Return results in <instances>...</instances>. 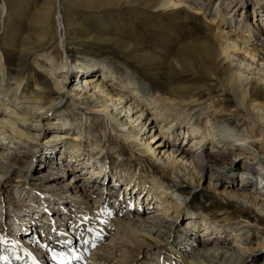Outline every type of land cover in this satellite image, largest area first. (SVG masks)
Instances as JSON below:
<instances>
[{"label": "rangeland", "instance_id": "1", "mask_svg": "<svg viewBox=\"0 0 264 264\" xmlns=\"http://www.w3.org/2000/svg\"><path fill=\"white\" fill-rule=\"evenodd\" d=\"M79 1L80 4H78ZM6 2L13 9L7 15L2 14V0H0V52L5 53L7 64L5 74H3L4 66L0 69V79L3 82L0 86V157L5 155L2 157L6 158L7 153L10 155L19 154L20 159L16 163L9 162V164L4 163V158L0 160V174H5L0 178V188L3 194L6 192L10 197L21 195L28 200L39 201L36 200L38 192H42L40 189L46 184L41 183L38 177L42 174L41 168H44L45 165H47L46 167L52 166L50 175L63 176L64 179L60 180L61 184L72 183V185L83 186V179L74 182V176L81 175L79 171L82 166L77 173L69 172L67 167L69 164L72 166L76 162L75 160L80 159L81 164L82 162L88 163L87 166L95 167V169H98L96 165L103 168L104 164L105 170L97 171L101 174L104 171L106 172L105 177H110L109 182L101 178L97 179L102 180L103 184L94 182L91 187L96 184V186H105L112 191L125 189V195L123 194L122 197L119 191L117 194L119 200L124 197L128 200V209L146 211L150 216H162V218L168 219L165 226H170V221L176 220L173 226L175 231H191L193 239L198 241H209L210 238L213 241L217 232H221L220 234L224 237L242 239V231L239 230V226L229 225L228 222L219 224L218 218L237 219L234 222L241 219L255 221L257 217L264 218L259 215L258 208L250 202L245 201L246 203L243 205L229 196L231 192H239L247 195L246 197L250 201L260 196L257 192H253V189L242 190V186L253 184L252 178L248 175L249 172L252 174L253 170L257 169L264 172V150L258 151L259 145H252L246 139L251 136V133H254V139H259V142L264 143V106L259 104L255 107L253 105L255 102H250L244 107L241 105V97L233 94L234 92L241 93V88L245 83L243 79L238 83L235 75H231L226 63L227 58L219 50V47L224 48L223 41H219L209 33L207 26L209 23L207 22L216 17L217 3L214 0L209 4L212 14L205 11V7H203L200 14L193 15L190 11L189 20L185 12L181 14L158 13L156 8H152L158 3V0H61L56 2L52 16V31L49 32L45 41L48 45L44 46L47 48L46 51L51 54L46 58V62L39 65L35 64L32 59L23 61L18 55V50L25 49L27 43L33 41L30 40V37L39 35L38 29L34 25L29 27L28 24L30 15L39 10L44 0H6ZM22 3L27 6L24 13H22V9L20 11L15 9ZM227 3L230 2L227 1ZM222 6L224 7H222V14L228 17V25L226 24L224 28L226 32H232L230 42L235 39L234 33L239 20L248 22L253 25V28L257 26L256 28L264 31V0H236L229 7ZM66 12L79 21L78 29L79 25L85 26L90 34L89 39H76L79 37L77 36L78 31L72 27L69 29L72 41L64 42L65 31L62 14ZM232 19L236 22H231ZM103 32L106 35L100 36ZM96 36L102 37L103 42L100 43L95 38ZM258 38L263 40V34L260 33ZM111 40L113 41L108 42ZM259 40L257 44H260ZM251 41H255V38H252ZM225 42L227 43V41ZM128 43L135 44L141 52L128 49ZM190 43H195L198 46L205 44L208 50L204 51L202 47H199L192 51L188 48ZM55 46L57 50L52 52ZM238 46H240V52L237 54L239 56L233 60L235 63L242 62L243 57L250 58V55L254 53L260 54V50L258 51L252 44L247 45L243 41H239ZM248 48L249 51L246 53ZM34 49H36L34 52H37V47ZM67 51L70 52L73 61H70ZM148 56L156 58L150 60ZM88 61L97 64L95 71L82 72L83 65L91 63ZM65 64L70 72L69 75L61 72L62 66ZM103 65H115L122 74H127L128 69H131L138 74L142 82L151 84L160 91V94L169 96L173 101L181 102L182 114L174 113L177 112L176 109L180 103H175L170 109L164 105L165 107L161 106L162 108L158 111L157 120L152 121L156 113L153 112L155 107L150 104L152 101L150 96L139 92V90L134 93L131 87H113L111 85L112 75H110L112 73L104 71L106 68L102 67ZM19 69L21 71H18ZM35 69H46L50 76H54L51 81L54 79V82H59L64 86L62 90L64 93L60 97H55L54 94L50 95L49 91L46 92V98L54 99L58 104L48 114L36 110L32 103H23L19 106L11 92L15 91L16 85H13L12 78L8 76L13 74V76L17 75L16 77L19 79L27 80V78L30 79V75ZM103 73L107 75H103ZM93 74H96L98 80L92 82V86L101 83V87L105 90H111L114 96L112 101L107 96H101L102 92H95L94 88L91 89L87 86L86 77ZM5 81L8 86H3ZM11 83L12 86H10ZM80 86L87 91L85 97L94 98L95 102L86 103V100L79 102L72 95L71 89L81 88ZM253 93L258 95L256 98L258 102L264 105V93L258 88L252 91ZM120 98L121 100H118ZM173 117L178 119L177 122L171 124L170 121ZM208 124L212 126L209 127ZM81 125H83L82 131ZM71 127H73L72 130L69 129ZM15 131H23L27 135L20 138L15 134ZM73 134L82 137L78 143H76L77 141L69 142L73 139L71 138ZM111 136L118 140L110 142ZM154 136V141L158 140L156 143L151 142ZM57 137L66 138L58 141ZM230 137L234 139L233 142H242V139H246V150L229 145L228 140H232ZM167 142L171 145H168ZM200 142H203L204 150L209 153L226 154L230 152L232 156L229 161L227 159L221 161L222 165L219 166H223L225 169L220 172L214 170L220 168L218 165L212 169L207 167L203 170H196L195 173H198L197 184H192L187 176L181 178L179 187L184 192L183 200L191 207L177 213L175 204L169 198H161L154 189H147L152 178H160V171L163 169L164 163L176 159L181 167L190 166V161L187 159V161H183V155L177 151L180 148L196 151L199 149ZM164 143H167L166 146ZM51 152L54 155H51ZM148 152H150V156L143 161L140 160V154ZM58 157L61 161L58 160ZM108 163L113 167L111 171L108 169ZM11 165L12 167H10ZM87 166L83 167L82 174L92 171V168L89 169ZM236 166L237 168H234ZM137 168L139 172H136ZM192 168L193 165L190 169ZM117 173L121 176H117ZM245 175L250 179H247ZM88 177L86 176V178ZM128 184L136 185L132 189L128 188L127 191ZM115 193L114 195H116ZM10 197H7L9 201L12 199ZM96 199L93 198V200ZM51 200L56 205L62 204L60 198H51ZM42 201L37 204L36 210L40 209L38 211L43 217L46 213L45 210L53 209L55 211L53 203H51L53 204L52 208H43L42 206L46 205ZM14 202L15 199H12L11 205L6 204L0 210L7 207L10 210L6 209V211L12 213ZM261 206L264 205L261 204ZM203 208L212 209L209 211V223L212 228L203 226L200 212ZM193 210L199 212L195 217ZM6 211L4 214H7ZM17 212L15 210L13 213ZM59 212L63 213V209H59ZM88 212L91 211L88 210ZM4 214H2L0 222L3 221ZM23 219L25 218L19 219L20 222L26 223ZM190 222L193 226L190 225ZM259 231H263V234ZM256 232L260 236L254 243L237 241L230 245L245 254V264L251 260L257 261L258 264H264L263 223L260 224V228L257 227ZM251 235L252 232L247 231L243 239ZM126 239L125 242L130 244L132 239L129 237ZM74 240L75 242L70 246L72 249L79 242L76 237ZM105 242L108 245L109 241ZM99 245L101 243L98 244V248ZM75 251L77 255L68 252L71 258L68 259L69 261L74 259L73 256L80 257L83 249L80 250V247H77ZM95 252L93 250L90 253L94 254ZM110 252L115 255L113 251ZM90 253L83 256L81 260L76 259L78 264L89 263ZM120 253L121 255L118 256L122 257L123 251ZM164 255L168 257L167 253ZM67 257L64 254L63 261L66 262ZM151 257L155 258V255H151ZM171 257L173 258L172 255ZM58 262L60 263V261ZM174 263L183 264L179 263L177 259Z\"/></svg>", "mask_w": 264, "mask_h": 264}, {"label": "bare ground", "instance_id": "2", "mask_svg": "<svg viewBox=\"0 0 264 264\" xmlns=\"http://www.w3.org/2000/svg\"><path fill=\"white\" fill-rule=\"evenodd\" d=\"M60 1L61 0H44L39 10L33 13V15H30L29 18L30 21L28 26L31 27L34 25V27L38 29L39 35H36L35 37H30V40L33 41L28 42L27 45L25 44L26 45L25 49L18 50V55L23 61L32 59L35 62V64L39 65L40 63L46 62L47 60L46 58L50 56L51 52L48 53L46 51L47 48H44V46L48 45V43H46L45 41L49 35V32L52 31V16L55 11L56 2H60ZM214 1L217 3L215 7L216 17L210 22H207L209 23L207 25L209 33L212 35V37H216L217 39H219V41H223L224 48L222 49L221 47H219V50H221L222 54L225 55L227 58L226 63L229 66V72L231 73V75L233 76L235 75V79L236 80L238 79L237 80L238 83L241 82L240 81L241 79H243L244 80L243 82L245 83V85L241 88V93L234 92L233 94L239 95L241 97V103H242L241 105H243L244 107L245 104H249L250 102H255V104H253L255 107H257V105L259 104L261 106H264L263 104L258 102V99H256L258 98V95L254 93L252 94V91H254L257 88L264 93V39L259 40L258 38V36H260V33H262L264 36V31L262 32V30L256 28L257 26L253 28L252 27L253 25H251L248 22L239 20L238 25L236 26V30H235L236 32L234 33L235 39L232 42H230L232 32L230 31L226 32L224 28L226 24L228 25V17L222 14L223 12L222 5H226L227 7H229L230 4H233L234 1L236 0H214ZM227 1H229L230 3L228 4ZM256 1H260V0H256ZM211 2L212 0H193L192 2L190 0H158V3L152 6V8H156V10H158V13H165V14L167 13L181 14L182 12H185L187 14V19L189 20L191 14L190 11L193 13V15L200 14L201 13L200 10L203 9V7H205L204 8L205 11H208L212 14L210 9L211 7L209 6ZM78 4H80V1ZM179 8H183L185 10H180ZM12 9H13L12 7L8 6L6 0H2V14L5 13L7 15V13ZM15 9L17 11H20L22 9L21 11H23L22 13H24L27 10V6L26 4L22 3L20 5H17ZM62 21L65 31L64 42L72 41L71 34L69 32V29H71L72 27H75L78 31L77 36L79 37H77L76 39L90 38V34L87 32L84 25H79V29L77 28L78 25L77 23H79V21L74 16H71L66 12L65 14H62ZM231 22H236V20L234 21L232 19ZM105 35L106 34L104 32L100 34V36H105ZM251 37L255 38V41H251L252 39ZM95 38L100 43L103 42L102 37L96 36ZM258 40L260 44H257ZM112 41L113 40L108 42H112ZM225 41H227V43ZM239 41H243L244 44L247 45L250 44L254 45L258 51L260 50V54L254 53L250 55V58L243 57L242 62L235 63L233 60H235V58L239 56L237 54L238 52H240L239 51L240 46H238ZM206 43L209 42L206 41ZM36 47H37V52H34V50H36L34 48ZM199 47H202L204 51L208 50V47H206L205 44H200V46H198L195 43H190L188 45V48L192 51L196 50ZM55 48L56 46L52 49V52L57 50ZM127 48L135 49L138 52H141V50L137 46H135V44H129ZM248 51L249 48L246 50V53H248ZM67 53L68 56H70V52L67 51ZM148 58L150 60H154V58L156 57L148 56ZM70 61H73L71 56H70ZM260 61H262V63L259 64ZM90 64L88 63V65L86 64L83 65L81 71L82 72H89L90 70L95 71L94 69L96 68L97 64L94 62H91ZM6 65L7 64L5 59V53L0 52V69L1 67L4 66L3 69L4 72L3 70L1 71V73L3 72V74L7 72L5 67ZM102 67L106 68L104 69V71L107 70L112 73L110 75H112L111 85L113 87L114 86L121 88L131 87V90H133L134 93H137V90H139V92H144L145 94L150 96L152 100L150 104H152V107H155V109H153V112L155 111L154 114L156 113L155 118L152 119V121L157 120L158 111L160 108H162L161 106L164 105L167 107V109H170L175 105V103L178 104L180 103L179 107L176 109L177 112L174 113L182 114L181 102L173 101L172 99H170L169 96H164L160 94V91L158 89H155L151 84L142 82L139 79L138 74L134 73L131 69H128L127 74L126 73L122 74L118 70V68H116L115 65H107V66L103 65ZM62 68L63 69L61 72H65L67 73V75H69L70 72L67 70V64L62 66ZM18 71L21 70L19 69ZM11 75L12 76H8V77L12 78L11 82L13 81L14 82L13 85H16L15 91H11V92H13L15 96V101L19 106L23 105V103H32L36 110H41L44 111L42 112L43 114L45 113L48 114L50 113L51 109L56 108L58 104L57 101L54 99L48 100L46 98V92L49 91V94L50 95L54 94L55 97H60L64 93V91H62L64 89V86L61 85L59 82L56 81L54 82V79L53 81H51L52 77L54 76H50L46 69H39V70L35 69V71L33 70L32 75H30V79L27 78V80L25 78L19 79L18 77H16L17 75L15 76H13V74ZM103 75H107V74L103 73ZM96 80H98V78L96 74H93L86 77L85 83H87V86L91 87V89L94 88L93 90L95 92L98 91L100 93L102 92L101 96H107L109 100H111L114 97L111 93L112 92L111 90H105L103 87H101L102 85L101 83L92 86L93 84L92 82L94 81L96 82ZM1 83L3 82L0 79V86ZM12 83L10 84V86H12ZM3 86H8V83H6L5 81V85L3 84ZM71 91H72V95H74V97H76V99L79 102H83L85 100L86 103L95 102L94 98L90 99L88 96L85 97V93L87 91H85L84 87L78 89H71ZM118 100H121V98ZM45 105L47 106L45 107ZM5 106L7 107V105ZM177 119H178L177 117H173V119H171L172 121H170L171 124L175 121L177 122ZM202 125L204 126V124ZM208 125H210L209 127L212 126L211 124ZM72 128L73 127L69 129L72 130ZM80 129L81 131L83 130V125L80 126ZM194 129L200 130L198 128H194ZM15 134L20 136V138H23L25 135H27L23 131H15ZM57 138H59L58 141H60L61 139H65L66 137H57ZM71 138L73 139L69 140V142L74 143L73 141H77L76 143H78L82 137L79 136L78 134H73ZM254 138H255L254 133H251V136L247 137L246 139L247 142L251 143L252 145L258 144L259 145L258 151H263L264 143L259 142V139L256 140ZM154 139L155 136L152 137L151 142L154 143L158 142V140L154 141ZM246 139H242V142H233L234 139L228 140V142L229 145H231L232 147L235 146L246 150V146H245ZM115 140H118V138L114 136H111L109 138L110 142H114ZM167 143L168 145H171V143L169 142ZM167 143H164V145L166 146ZM202 144L203 142H200V144L198 145L199 149L196 151L184 150L180 148L177 152H181L180 155H183L182 156L183 161L186 159L190 161L191 163L190 166L187 167L186 165V167H181V165H179V161H177L176 159L169 161V163L167 162L164 163L165 165L163 169L160 171L161 172L160 178L158 177L152 178V182L149 184L150 186L147 189V190L154 189L156 192H158L161 198H165V199L169 198V200L175 204L174 207L176 208L177 213H180L185 208L189 209L191 207L190 204L186 203L183 200L184 192H182L183 191L182 188L179 187V185H181V178L183 176H187L192 184H197L196 177L198 176V173H195L196 170H203L206 169L207 167L212 169L214 168V166L218 165V167L220 168L214 170L215 172H220L225 169L223 168V166H219L222 165L221 161L223 159H227V161H229V158L232 156L230 152L226 154L209 153L206 150H204L205 148L204 145L202 146ZM149 154L150 152L141 153L140 154L141 156L139 157L140 160L143 161L144 159H147L150 156ZM51 155H54V153L51 152ZM2 156L5 155H1L0 160L4 158ZM19 159H20L19 154L10 155L7 153L6 158H4V163L5 164L7 163L9 164V162L16 163ZM58 160L61 161L59 157ZM75 161L76 162L72 166L70 164L67 166L69 168L68 169L69 172L77 173L80 166H82V168L79 171V174H82V170L85 163L82 162L81 164L80 159ZM77 163L79 164L78 166L76 165ZM101 164H103V162H101ZM108 164H109L108 169L109 171H111L113 167L110 165V163ZM191 165H193L192 169H190ZM46 166L47 165H45L44 168H41L42 174H40V177H38L41 183L46 184L45 186H43L42 189H40V191L42 192H38L39 194L37 195L36 200L39 201L28 200L26 199V197H21V195L19 197H10L6 192L5 194H3L2 189L0 188V209H2V207L5 206L6 204L11 205L12 199H15V202L12 205V207L14 208V211L11 210L12 213L6 211V209H8L7 207L3 208L2 211L0 210V220L2 218V214H4V211L7 212V214L6 213L4 214L3 221L0 222V236H4L10 241L8 244H0V256L6 257L4 251H3V255L1 254V250L8 248L9 245L14 244L18 240L16 237L17 232L21 231L20 232L21 235H25L28 232L24 227V224L26 225V223L24 222L21 223L19 220L21 218H25L23 220L28 221L27 220L28 218L26 217L33 218L35 222L34 225L36 224V222L41 220H43L46 223L45 225L40 224L41 226H43L38 228V230L41 231V233H39L40 236L37 235L38 238H35L36 240L35 248L38 249L40 254L43 256L38 255L34 249L31 250V248H34V244L31 241V239L26 237L28 238L27 241H24L23 244L19 246L17 245L18 248L12 247L10 250L7 249L8 255L14 254L12 258L15 257V259H12L11 257L7 259H0V264H33L32 257L33 260L36 261V264H61V261L64 260L62 259L64 257V254H68V252L70 253L72 252L73 255H77L76 252H73V249L76 248L77 246L74 247L73 249L70 247L71 244L75 242L74 237H76L77 240L79 239V242L85 245V251H84V247H82L83 251L81 252L79 260H81L83 256L85 257L87 253H90L93 250L96 251L94 254L90 253L91 256L90 262L86 264H167V262H170V264L171 263L176 264L174 263L176 259L179 261V263H183V264H245L246 262L245 254L236 250L235 247H232L230 245H232L237 241L242 243H254L255 240L259 239L257 237L260 236L256 232L257 227L260 228V224L261 223L264 224L263 217L262 219L257 217L255 221L252 220L247 221L241 219L237 222H234L235 220H237L235 218H228V217L218 218L217 222L219 224H223V223L226 224L228 222L229 225L239 226L240 227L239 230L242 231V239H239L238 237H233V238L227 236L224 237L223 235L220 234L221 232H217L216 235L213 237V241H211V238L209 241L206 240L198 241L193 239V237L190 234L191 231H185V232L175 231L173 226L176 220L170 221V226H165L166 222L168 223V219L166 220L164 217L162 218V216L161 217L154 215L150 216L149 213L146 211H133L132 209H128L127 206L128 200H126L125 197L119 200L117 194V191H119V194L122 197L124 192H126L125 189L121 188L120 190L118 189L117 191L114 190L112 191L106 188L105 186H101V185H100L101 187L96 186V184L93 187H91V185H93L94 182L95 183L102 182V180H96L97 176L94 177V181H92L91 183L84 182L83 186L72 185V183L61 184L60 180L64 179L63 176L50 175L49 173L53 168L52 166H48V167ZM10 167H12V165ZM96 168H98L96 170L99 169L105 170L104 164H103V168L99 165H96ZM234 168H237V166ZM157 169L159 170V168ZM189 169L190 171L188 172ZM137 171L139 172L138 168L136 169V172ZM96 172H97L96 175H101L100 172L98 171ZM190 172L193 173L191 174ZM253 172L252 174H250L249 172L248 175H250V178H252L251 180L253 182L252 185L255 186L257 177L263 175L264 172H261L258 169L253 170ZM91 173L92 171L90 173H85L88 174L85 176H89L87 179L91 178ZM118 174L119 173H117V176L120 177L121 175ZM2 176H5V174L1 173L0 178ZM78 176L79 177L81 176L80 178H82V175H78ZM78 176H74L75 183L78 182V180H80ZM105 176H106V172L103 171L101 179L105 180L106 182H109L108 179L110 177L106 178ZM243 178L245 177L243 176ZM246 178L250 179L247 176ZM261 183L264 185V181H261ZM173 184L176 186H174ZM135 185L136 184L133 185L128 184L127 191L128 188L132 189V187ZM252 185L246 184L245 187H243L244 186L243 185L242 190L253 189V192H257L255 189L258 188V185L257 187L255 186V188ZM262 187L264 188V186ZM32 189L34 190V192H36L34 188ZM114 192H116L115 193L116 195H114ZM229 196L230 198L234 199V201L242 203L243 205L246 203L245 201L250 202L253 206H256L258 208V211L260 213L259 215L264 216V206H261V204L264 205V203H262L264 202V196L262 197L257 196L258 198L253 197L254 199L251 201L247 199L246 197L247 195L239 192H231ZM7 197H10L12 199H10L9 201ZM94 197L97 199L93 200ZM51 198H60V200H62V202L60 203L62 204L60 205L54 204L53 202H51L53 201L51 200ZM40 201L44 202V204L46 205V206H42L43 208H47V207L52 208L54 204L55 206L53 207H55L54 208L55 211H53V209H51L50 211L45 210L46 213L43 217L41 213L38 211L40 209L36 210V208H38L37 204ZM59 209L61 210L63 209V213L59 212ZM15 210H17L18 212L13 213L15 212ZM88 210H90L91 212H88ZM210 210L212 209L203 208L200 212L203 218V226L205 227L210 226L212 228V226L209 223ZM135 214H139V215L136 216ZM193 214L195 217L196 215L199 214V212L194 211ZM77 217L79 220L82 219L86 221L88 224L81 221L78 225L77 223L73 225V223L75 222V218ZM68 219H70V223H68ZM56 225L58 226V229L60 228L67 229L70 235L68 236L58 235V232H56L57 229ZM53 229H55V231ZM65 229H62V231L63 232L66 231ZM79 229H81V231H79L78 233L80 237L77 238L76 232ZM73 230H75L74 234L72 233ZM247 231H251L252 235L247 236L243 239ZM192 232L194 231L192 230ZM80 233H83V236H81ZM89 233L90 236L86 238V234ZM259 233L263 234V231H259ZM219 234L220 236H217ZM47 236H51L52 238ZM126 237L132 239L130 244L125 242L127 241ZM50 239L52 240L51 244L49 242ZM61 240L65 242L64 244L62 242L63 245L59 243ZM107 240L109 241L107 242L108 245H106L105 242ZM85 241H87V243H85ZM43 242H45V244L48 245L47 248L41 247V245L44 244ZM99 243H101V245H99L98 248ZM58 245H61L59 246V249H62L63 251L62 253L60 252L57 253L56 251L51 249L52 246L58 248L57 247ZM82 249L80 248V250ZM177 249L179 250L177 251ZM109 250L113 251L115 255H112V253ZM21 251L24 252V254H21L20 253ZM121 251H123L122 257L118 256L119 254L121 255L120 253ZM15 253L19 255H15ZM164 253H167L168 257H166ZM54 254L57 256L56 260L52 259V256ZM153 254L155 255V258L151 257V255ZM171 255L173 256V258L171 257ZM67 256L69 257V255ZM73 258L74 259L72 261L69 260H67L66 262L63 261V264H78V261H76V259L78 258L74 256ZM58 261H60V263ZM246 264H258V263L257 261L251 260Z\"/></svg>", "mask_w": 264, "mask_h": 264}, {"label": "snow or ice", "instance_id": "3", "mask_svg": "<svg viewBox=\"0 0 264 264\" xmlns=\"http://www.w3.org/2000/svg\"><path fill=\"white\" fill-rule=\"evenodd\" d=\"M53 230L55 231V229H53ZM9 242H10V241H9L6 237H4V236H0V244H8ZM37 243H38V241H37ZM85 243H87V241H85ZM93 246H95V245H93ZM41 247L47 248L48 245L43 244V245H41ZM18 258H19V257H18ZM77 258L79 259V257H77ZM0 259H7V257L0 256ZM52 259H53V260H56V259H57V256L54 254V255L52 256ZM32 261H33V264H36V261L33 260V257H32ZM61 264H63V260L61 261Z\"/></svg>", "mask_w": 264, "mask_h": 264}]
</instances>
